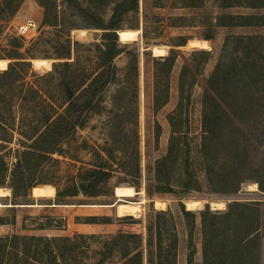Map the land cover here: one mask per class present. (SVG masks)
I'll return each instance as SVG.
<instances>
[{"label": "rangeland", "instance_id": "rangeland-1", "mask_svg": "<svg viewBox=\"0 0 264 264\" xmlns=\"http://www.w3.org/2000/svg\"><path fill=\"white\" fill-rule=\"evenodd\" d=\"M52 1L63 19V23L58 28L42 23L43 7L37 0H0V58L9 60L6 68L14 62L15 58L8 57V51L14 39H17L20 43L19 52L29 61L28 64L17 66L20 69L19 80L12 85L9 83L14 76L2 74L6 68L0 70V120L5 121L9 128V132L5 134L7 140L2 141L0 145V153L6 163L8 176L0 186L10 189L9 195L0 196L2 203L0 236L17 233L54 238L55 241H51V245L57 261L61 264H92L101 257L103 249L107 256L105 264H122L123 254L129 250L140 251L142 264H157L159 237L158 233L156 234L157 213L165 211V214L159 218L161 229L165 228L161 234L163 248L167 246L171 236L176 235V264H186L188 235L179 201H182L186 207V201L199 200L201 204L197 209L192 210L195 212V222L200 233L197 236L195 228L194 264H196L195 258L198 257L196 245L202 250L200 211L207 209L219 215L215 220L218 225V238L228 237L229 241L246 238V235L244 237L243 233L236 230L240 226L233 220L234 216H240L243 211L239 207H230V205L233 201L255 203L253 199L259 197L258 187L251 181H245L235 193H214L208 190L206 172L198 154L202 135V94L207 88L206 80L211 70L222 55L224 45L227 44L222 57L226 65H230L232 53L240 54V58L245 61L259 62L262 73L250 76L251 83L245 92V95H248L241 97L240 102L245 104L252 102L255 105V115L249 117L248 123L257 137L259 148L264 151V38L260 45L259 40L246 49H241L248 35L264 36V25L215 26L210 39H204L202 31L203 21L207 15L214 20L217 15L222 14L261 15L264 14V7L250 8L235 4L219 7L214 0H202L199 7H184L185 0H138V10L123 16L121 23L122 28H138L139 35L136 40L129 42L118 39L123 45V51L114 59L118 68V80L106 90L102 101L105 109L100 112H89L85 124L77 127L61 143L59 152L51 154L45 160L37 177H42L47 183L37 181L28 196L14 198L9 187V172L23 149L21 140L26 141L19 133L20 117L29 113L21 106L31 107L41 99V96L47 101L62 102L63 92L59 86L58 74V70L62 69L61 64L66 60L74 63L76 82H79L81 78L95 70V43L101 41L102 29L88 26L86 16H82L81 8L71 7L68 0ZM117 1L77 0L80 7H93L106 20L110 17ZM29 17L36 21L37 30H31L24 35L19 34V26ZM176 18L179 19L176 21ZM174 21L177 24H174ZM235 36L242 37V43L236 45ZM178 38L186 40V43L175 46L173 42ZM67 39L71 43V54L69 57H60L58 55L65 51L62 43ZM192 39L206 40L208 46L206 48L191 46L189 41ZM155 45L163 48L162 55L167 54L172 46L177 53L168 78V97L159 108L154 106V72L155 59L161 55H156L152 51ZM193 49H205L210 52L202 73L197 76L187 106L191 126L189 135L192 137L193 155L202 190L189 193H158L153 190L155 160L166 153L171 134L168 117L178 109L180 69L184 63H188L189 53ZM35 58L50 62L47 66L37 68L32 63V59ZM135 69L138 70L137 74ZM21 84L22 88L17 87ZM30 86L39 89L41 96L31 93L24 98L21 89ZM161 87L163 89L164 85L161 84ZM120 88L124 89L126 97L123 103L121 100L118 103H121L125 109L117 116L115 112L118 110L113 106L112 97ZM259 88L263 89V94L260 89V95L257 96L255 91ZM181 103L185 104L186 100H182ZM135 106L137 114H135ZM178 113L175 112L174 115ZM113 122L115 124L112 129ZM133 128H136L138 134L139 176L137 178L126 172L134 160L135 129ZM100 166L109 171V175L96 183L95 189L99 194L91 195L86 189L90 180L84 176ZM81 183L85 185L83 188L80 187ZM73 185L78 189L77 195H57L58 192L66 193ZM120 185L131 186L137 192L126 199L142 201L138 216L122 213L118 205L108 206L117 201L115 187ZM156 201L161 204L156 205ZM44 203L58 204L62 208H59V212H54L55 215L39 216L40 212L36 206L35 208L23 206ZM104 213L110 214L109 218H104L102 216ZM224 214H228L229 217H223ZM89 215L97 216L94 218ZM11 219H14L13 223L10 222ZM170 219L172 227L168 230L167 227L171 226ZM72 220L100 224L91 231L79 232L78 228L72 225ZM41 223L51 225L40 228ZM120 234H131V236H122L112 242V239ZM182 235L184 239L180 243ZM63 237H68L70 240H64ZM107 242L110 243L106 245ZM216 247L214 258L217 262L223 261L222 251L228 248L226 242L220 241ZM199 257L200 263L201 253ZM136 263L135 261L132 264Z\"/></svg>", "mask_w": 264, "mask_h": 264}, {"label": "trees", "instance_id": "trees-1", "mask_svg": "<svg viewBox=\"0 0 264 264\" xmlns=\"http://www.w3.org/2000/svg\"><path fill=\"white\" fill-rule=\"evenodd\" d=\"M37 1L43 7L42 23L58 28L63 23V19L59 16L54 2L52 0ZM68 2L71 7L78 6L81 8L83 11L82 16H86L88 26L102 29L101 41L95 43V70L81 78L79 82H76L74 63L68 60L64 61L61 64L62 69L58 70L59 86L63 92V101L59 103L44 99L39 93V89L34 86L21 89L24 98L34 93L40 95L41 99L31 107L29 105L21 106L22 109L29 112L20 117L19 124V133L27 142L21 140L23 149L20 151L14 167L9 172V187H11L14 198L28 196L30 189L37 181L47 183L42 177H37L45 160L51 154L59 152L61 143L77 127H82L85 124L89 112H100L105 109L102 101H104L106 90L109 85L118 80V68L114 63V59L123 51V45L118 40L117 30L122 28L123 16L138 10V0H118L113 6L110 17L106 20L93 7H80L77 0H68ZM214 2L219 7H229L234 4L250 8L264 7V0H214ZM200 4H202V0H185L183 6L199 7ZM178 19L176 18L175 20L177 21ZM176 21H174V24H177ZM203 24L202 36L204 39H210L213 36L215 26L264 25V14L247 16L222 14L217 15L215 20L207 15ZM234 38L236 45L237 43H242V37L235 36ZM263 38L264 36L248 35L241 49H246L250 44L259 40L260 45L263 43L261 41ZM75 43L79 44L78 41H75ZM173 43L175 46H181L186 43V40L178 38ZM19 44V41L14 39L11 49L8 51V57L15 58V60L2 72L4 75L14 76L9 83L10 85L19 80L20 69L17 66L29 63L26 59L27 57L22 56L19 52ZM62 44L65 51L58 56L69 57L71 54L70 40L67 39ZM226 45L223 47L224 50ZM209 54V50L193 49L189 53L188 63H184L180 69L178 109L170 113L168 117L171 125L168 147L166 153L155 160V184L153 186L155 192L189 193L202 190L193 155L192 137L189 135L191 126L187 106L191 91L197 82V76L202 73ZM222 55H220L211 70L206 80L207 88L204 89L202 94V135L198 154L206 172L207 187L210 192L214 193H235L240 189V185L243 182L251 181L252 183H257L259 191L264 192V151L259 148L257 137L253 134L248 123L249 117L255 115L256 108L252 102L246 104L240 102L241 97H244L251 83L250 76L262 73L261 67L256 60L245 61L240 58V54L236 55L233 53L230 65H226ZM176 58L177 53L172 46L167 54L158 56L155 59L154 106L156 108L162 106L167 100L169 91L168 78ZM242 69L244 71H241ZM135 70L137 74L138 70ZM161 84L164 85L163 89ZM17 87L22 88V84ZM260 89L261 94H263V89L259 88L255 91L257 96L260 95ZM125 97L126 93L123 88L118 89L112 97L113 106L118 110L115 112L117 116L121 115L125 109L118 101L121 100L123 103ZM182 100H186V103L182 104ZM181 109L184 111L182 112ZM175 112L179 113L175 116ZM137 113L135 106V114ZM114 124V122L111 123L112 129ZM134 129V160L130 169L128 168L126 172L137 178L139 176L138 134L136 128ZM8 132L7 123L0 120V145L2 141L7 140L5 134ZM156 135L158 138V133ZM108 175L109 171L102 166L87 172L84 178L90 180L86 189L91 195L99 194L95 189V185L100 180L107 178ZM7 176L6 163L0 153V185L4 184ZM77 194L78 189L75 185L66 193H57L58 196H74ZM179 206L188 235L186 264H194L195 245L193 235L196 215L194 211L186 209L182 201H179ZM231 206L239 207L243 211L240 216H234L233 220L240 226L236 230L243 233L245 237L254 227L249 217L251 219L258 217V209L252 203H243L241 201H233ZM157 214L156 234L158 233L159 236L157 264H176L177 236H171L169 243L163 248L161 234L165 228L161 229L159 218L165 214V211H159ZM223 217H229V215L224 214ZM217 218H219L218 214L212 213L207 209L200 211L203 236L202 263L255 264L252 259L253 254L249 249L250 246L229 241L228 237H224V239L218 238V225L215 221ZM10 222L13 223L14 219H11ZM163 222L165 225L166 221L164 220ZM170 223L171 226L167 227L168 230L172 227V220ZM50 225V223H41L39 227L45 228ZM122 236L128 237L131 234H120L118 237H114L112 242ZM62 239L70 240L68 237H63ZM51 241H55V239L34 234L12 233L0 236V264H61L57 261ZM220 241H225L228 248H224L222 251L223 261L217 262L214 257L216 246L219 245ZM109 243L107 242L106 245ZM240 251L242 252L240 253ZM101 253V257L92 264H105L107 256L104 253V249ZM135 261L137 262L136 264H142L140 251L129 250L123 254L122 264H132Z\"/></svg>", "mask_w": 264, "mask_h": 264}, {"label": "crops", "instance_id": "crops-1", "mask_svg": "<svg viewBox=\"0 0 264 264\" xmlns=\"http://www.w3.org/2000/svg\"><path fill=\"white\" fill-rule=\"evenodd\" d=\"M257 185V184H256ZM257 190V189H255ZM259 197L256 199H253V201H255V203H252L253 206H255L258 209V217L251 219V217H249V220H252V223L254 225V227L252 228V231L249 232L248 235H246V238L244 239H236L234 242L239 243L240 245L244 244L247 246H250V251L253 254V261L255 262V264H264V192L259 191ZM24 207L29 206V207H33L40 212L39 216L42 215H55L54 212H59L58 210H60V207L58 204H28V205H23ZM64 208V207H63ZM67 208V207H65ZM61 216V215H58ZM57 216V217H58ZM97 215H89V217H94L96 218ZM102 216H104V218H109L110 214L108 213H104ZM16 221L18 222V218H16ZM100 223H85V222H75V220H72V225L76 226V228H78L79 232L82 231H91L92 229L96 228V225H98ZM195 228H196V233L197 236L200 235L199 231H198V226L196 225L195 222ZM195 228H194V233H195ZM184 236L182 235V237H180V243L183 241ZM200 239V237L198 238ZM252 244V245H251ZM196 255L198 257H196V264H203L202 263V259L201 262L200 261V257L199 254L201 253L202 255V250L199 249V246L196 245ZM242 251H240L241 253ZM248 252V251H247Z\"/></svg>", "mask_w": 264, "mask_h": 264}, {"label": "bare ground", "instance_id": "bare-ground-1", "mask_svg": "<svg viewBox=\"0 0 264 264\" xmlns=\"http://www.w3.org/2000/svg\"><path fill=\"white\" fill-rule=\"evenodd\" d=\"M117 34H118V39L120 41L129 42V41L136 40L138 38L139 29L138 28L137 29L121 28V29L117 30ZM189 43L191 46H196V47L198 46V47H205L206 48L208 46V42L206 40L192 39L189 41ZM152 51H154V53L156 55H162L164 53L163 48L156 46V45L153 47ZM7 61H9V60L4 59V58H0V70H3L6 68ZM49 62L46 59H37V58L32 59L33 65L37 68L42 67V66H47L49 64ZM252 184L257 186L256 183H254V182ZM136 193L137 192L131 186H127V185L116 186L115 187V195L117 197V201L113 204L108 205V206L118 205L119 210L122 213L133 214V215L138 216L140 211H141L142 201L141 202H135V201H129L126 199V197H132ZM9 194H10L9 188L0 186V196H7ZM118 201H120V202L118 203ZM155 203H156V205L161 204V202H159V201H156ZM185 203H186V207L189 210L197 209V207L201 204V202L199 200H188ZM217 204H219V203H217ZM0 206H2V203H0Z\"/></svg>", "mask_w": 264, "mask_h": 264}, {"label": "built area", "instance_id": "built-area-1", "mask_svg": "<svg viewBox=\"0 0 264 264\" xmlns=\"http://www.w3.org/2000/svg\"><path fill=\"white\" fill-rule=\"evenodd\" d=\"M37 26L38 25L36 21L32 17H29L23 24L19 26L18 32L19 34L24 35L29 33L31 30H37Z\"/></svg>", "mask_w": 264, "mask_h": 264}, {"label": "water", "instance_id": "water-1", "mask_svg": "<svg viewBox=\"0 0 264 264\" xmlns=\"http://www.w3.org/2000/svg\"><path fill=\"white\" fill-rule=\"evenodd\" d=\"M84 186H85V185H84V183H81L80 187H82V188H83Z\"/></svg>", "mask_w": 264, "mask_h": 264}]
</instances>
